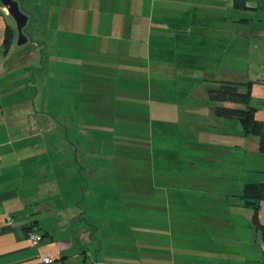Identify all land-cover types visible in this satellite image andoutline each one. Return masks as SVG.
Returning <instances> with one entry per match:
<instances>
[{
	"label": "crops",
	"instance_id": "1",
	"mask_svg": "<svg viewBox=\"0 0 264 264\" xmlns=\"http://www.w3.org/2000/svg\"><path fill=\"white\" fill-rule=\"evenodd\" d=\"M19 2L23 45L0 0V264H264L243 196L261 138L209 98L243 82L264 122V0Z\"/></svg>",
	"mask_w": 264,
	"mask_h": 264
},
{
	"label": "trees",
	"instance_id": "2",
	"mask_svg": "<svg viewBox=\"0 0 264 264\" xmlns=\"http://www.w3.org/2000/svg\"><path fill=\"white\" fill-rule=\"evenodd\" d=\"M11 33L6 37V45H10ZM246 86L243 82L224 81L219 88H214L209 91V98L217 103L232 102L244 107H226L217 106L215 113L219 116L238 118L246 133L260 136V150L264 152V122L256 119L255 108L250 106L251 94L249 89L242 91L240 88ZM244 198L247 203L251 204L254 209L253 222L256 230L260 233L261 239L264 242V224L258 218L257 202L264 200V182L248 184L244 190Z\"/></svg>",
	"mask_w": 264,
	"mask_h": 264
},
{
	"label": "water",
	"instance_id": "3",
	"mask_svg": "<svg viewBox=\"0 0 264 264\" xmlns=\"http://www.w3.org/2000/svg\"><path fill=\"white\" fill-rule=\"evenodd\" d=\"M9 12L15 18L18 29V44L23 45L27 42L28 37L24 34V29L28 22V15L21 9L19 0H1Z\"/></svg>",
	"mask_w": 264,
	"mask_h": 264
},
{
	"label": "rangeland",
	"instance_id": "4",
	"mask_svg": "<svg viewBox=\"0 0 264 264\" xmlns=\"http://www.w3.org/2000/svg\"><path fill=\"white\" fill-rule=\"evenodd\" d=\"M24 34H27L28 32L26 31V29H24ZM241 64H239V66H240ZM186 81V80H185ZM193 83L192 84H190V87H191V89L192 90H196V92H200V94L201 95H203V92L204 91H208V89H210V88H212V87H218V82L217 81H215V80H206V83L205 84H203L204 83V81L202 80V81H200V80H197V81H195V80H191ZM202 83V84H201ZM202 97V96H201ZM200 97V98H201ZM175 115H176V112H175ZM233 120H235V119H233ZM238 125L240 126V130H242V126H241V122H239L238 123ZM181 147V146H180ZM159 162H160V164H164V161L163 160H159ZM147 177V176H146ZM49 179V178H48ZM50 180V179H49ZM143 209H145V208H143ZM164 211L166 212V213H168V211H169V208L167 209V207H165L164 208ZM164 214V218H167V214ZM164 241V240H163ZM166 241V240H165ZM167 242H168V240H167ZM117 257V256H116ZM123 259L124 260H122V258H119L118 257V261H125V262H129L128 261V259H129V257H127V255H123Z\"/></svg>",
	"mask_w": 264,
	"mask_h": 264
},
{
	"label": "built area",
	"instance_id": "5",
	"mask_svg": "<svg viewBox=\"0 0 264 264\" xmlns=\"http://www.w3.org/2000/svg\"><path fill=\"white\" fill-rule=\"evenodd\" d=\"M9 219L11 222L12 221L11 218H9ZM29 240H30L32 245H36L42 240V236L37 234V233H32L29 235ZM41 260H42L43 264H53L54 263V260L49 256H43L41 258Z\"/></svg>",
	"mask_w": 264,
	"mask_h": 264
}]
</instances>
